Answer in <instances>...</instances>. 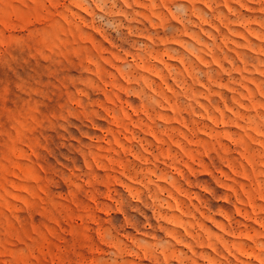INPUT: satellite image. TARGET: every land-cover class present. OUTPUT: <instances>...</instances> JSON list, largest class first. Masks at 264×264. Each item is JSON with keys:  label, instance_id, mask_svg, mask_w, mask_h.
<instances>
[{"label": "rangeland", "instance_id": "obj_1", "mask_svg": "<svg viewBox=\"0 0 264 264\" xmlns=\"http://www.w3.org/2000/svg\"><path fill=\"white\" fill-rule=\"evenodd\" d=\"M0 264H264V0H0Z\"/></svg>", "mask_w": 264, "mask_h": 264}]
</instances>
